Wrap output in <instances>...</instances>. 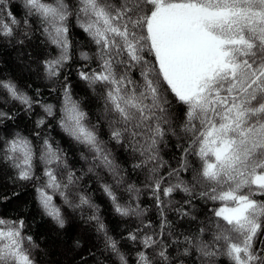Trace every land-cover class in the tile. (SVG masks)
Listing matches in <instances>:
<instances>
[{"label": "snow or ice", "instance_id": "1", "mask_svg": "<svg viewBox=\"0 0 264 264\" xmlns=\"http://www.w3.org/2000/svg\"><path fill=\"white\" fill-rule=\"evenodd\" d=\"M73 27L95 46L79 51L75 76L93 93L99 90L109 142L129 154L132 172L144 174L140 186L128 182L127 170L99 138V123H87L73 98L66 71ZM37 36L55 49L37 64L54 85L50 91L61 92L59 126L91 153L88 173L108 170L113 183L101 187L115 213L131 221L126 234L113 237L98 206L80 191L83 174L59 144L45 136L37 153L27 136L7 131L21 112L35 115L33 134L40 139L54 106L37 98L39 88L33 97L0 79L6 94L0 99L20 106L0 107V163L12 170L8 181L33 183L41 210L58 228L67 221L57 195L102 236V247L87 251L83 238H75L74 264L90 258L109 264L113 257L114 264H133L122 241L132 246L134 264H264V0H0V41L16 48L26 67ZM170 137L179 149L174 167L160 155ZM115 188L128 194L126 203ZM142 194L153 201L158 223L147 218ZM20 195L0 193V203ZM26 229L23 217L0 216V264H38L40 246Z\"/></svg>", "mask_w": 264, "mask_h": 264}, {"label": "trees", "instance_id": "2", "mask_svg": "<svg viewBox=\"0 0 264 264\" xmlns=\"http://www.w3.org/2000/svg\"><path fill=\"white\" fill-rule=\"evenodd\" d=\"M15 5L18 0H12ZM17 11V9H14ZM74 24V21H73ZM72 36L74 41L73 60L70 62L71 67L66 71H71L72 75L69 77L73 83V98L81 101V105L84 111L87 113V123L95 125L99 123L100 127L97 129L99 138L105 143V147L112 152L113 159L121 166L122 169L127 170L128 182H136L137 186H140V182L143 181V173H134L130 167V157L124 149L119 148L113 142H109V128L108 122L104 119L103 100L100 98L99 90L97 93L85 85L83 82L78 81L75 76L76 67L82 63L79 59L80 50H93L95 46L91 45L87 37L76 27L72 28ZM42 37L37 36V40L30 46V51L33 56V60L30 63V67H26L24 63L18 59L17 49L12 45H7L0 41V79H11L15 81L18 86L26 91L30 96L35 97V89L39 88L41 96L37 97L45 104H52L54 106V115L47 118V124L44 126L41 132V138L37 139L33 134L35 129L33 121L36 116H32L28 119L21 112L19 118L13 124L7 122L10 127L8 132L19 131L22 135L27 136L33 141L36 147L37 153L39 152L42 139L46 136L53 144H59V146L67 153L69 165L77 170V174H83V179L80 181V191L84 192L90 197L92 202L98 206V212L100 219L106 225L109 233L116 239H120L122 234H126V229L131 221L120 217L115 213L113 204L108 196L105 195L101 184L113 183V177L110 175L107 169L104 167L95 168L93 173H88V168L92 166L91 153L83 145L76 143L72 140L59 126L58 120L60 118V107L62 103V95L59 90L50 91V88L54 85L44 79L42 71H38L37 62L43 58L48 52L55 55L54 48H46L43 44L39 43ZM95 64H93V67ZM63 76H61V80ZM31 85V87H28ZM6 94L0 92V98ZM0 107L6 109L19 108L18 104L9 102L3 103L0 99ZM36 113L40 114L41 109L36 108ZM177 141L174 137L168 138V146H160V155L168 161L173 167L176 166L177 160L174 157L179 156V149L176 147ZM81 154L87 157V160L81 158ZM194 159V158H191ZM43 165L39 160L36 161V174L40 175ZM12 170L6 165L0 163V193L7 192L11 194L13 190L21 193L20 197L12 198L10 201L0 203V216L11 217L13 219L17 217H23L27 222L26 234L31 235L35 242L40 246L36 253V259L38 264H74V260L78 258L79 253H73L71 251L72 241L77 237H82L84 240V251L91 246L93 248L101 246L102 236L98 235L95 231V224H86L81 218L79 212H73L67 208L61 198L57 195L54 197V201L57 205L62 207V211L66 218V225L63 229L58 228L52 219L46 216L41 210L37 200L33 183H25L23 187H17L12 185L8 181V177L11 176ZM185 179L191 178V173L184 174ZM116 194L120 199V202L126 203L128 201V194L123 188H115ZM178 198V197H177ZM141 205L148 209L147 218L151 219L153 223H158V216L154 203L151 198L142 194L140 197ZM211 207V204H209ZM87 214V213H86ZM169 218L175 220L176 217L169 212ZM122 250L129 254L130 261H135V252L132 246L127 242L121 244ZM47 252V255H45ZM99 256V252L97 253ZM107 255V253H105ZM115 258L113 257L109 264H114ZM89 264H94V261L90 258Z\"/></svg>", "mask_w": 264, "mask_h": 264}]
</instances>
